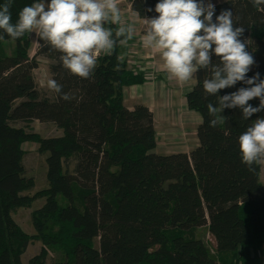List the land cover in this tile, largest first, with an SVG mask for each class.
I'll list each match as a JSON object with an SVG mask.
<instances>
[{
  "label": "trees",
  "instance_id": "1",
  "mask_svg": "<svg viewBox=\"0 0 264 264\" xmlns=\"http://www.w3.org/2000/svg\"><path fill=\"white\" fill-rule=\"evenodd\" d=\"M33 2L12 0V22ZM157 2L130 0V10L143 20L158 15L145 11ZM215 6V15L231 9L236 26H244L241 39L248 38L247 50L256 61L247 76L259 72L264 79V5L258 9L249 0H224ZM0 36V264H21L32 239L42 248L31 264H47L43 246L57 254L50 264H263L262 166L249 171L238 144L262 111L245 121L239 108H225L222 122L209 127L207 104L215 105L217 97L205 98L202 85L210 72L201 70L185 94L188 108L202 120L197 146L160 154L153 151L152 112L142 103L131 109L124 104L123 88L146 79L118 59L120 45L111 56L100 55L91 79H82L38 37L30 56L28 33L14 40L0 30ZM9 40L14 44L8 52ZM38 56L48 61L50 77L74 95L72 101L39 90L33 78ZM240 87L248 85L237 82L219 95ZM249 103L256 107L259 99ZM32 120L50 122L61 132L43 136L27 127ZM27 141L47 153V186L32 194L35 179L24 164ZM39 197L43 203L31 211L35 233L29 235L11 212L29 208ZM203 225L215 241L212 251L196 234Z\"/></svg>",
  "mask_w": 264,
  "mask_h": 264
},
{
  "label": "clouds",
  "instance_id": "2",
  "mask_svg": "<svg viewBox=\"0 0 264 264\" xmlns=\"http://www.w3.org/2000/svg\"><path fill=\"white\" fill-rule=\"evenodd\" d=\"M249 2L258 9L264 5V0ZM11 7L12 0L0 4V30L14 40L34 33L50 51L60 53L65 69L82 79L93 77L101 54L111 56L118 45H126L135 34L134 25L122 21L118 0H34L19 11L15 23ZM145 11L158 15L145 16L142 44L159 53L171 77L185 83L201 70L210 72L202 85L205 98L217 97L215 105L207 104L209 127L222 122L225 108H239L245 121L264 111V79L259 72L247 76L256 61L247 50L248 38L241 39L244 26H236L238 18L234 19L231 9L215 15L212 0H158L154 9L147 7ZM118 59L123 61V57ZM237 82L248 87L219 95L220 90ZM46 86L64 101L75 98L64 92L56 79H47ZM253 98L259 99L256 107L249 103ZM238 144L241 162L249 171L264 164V117L252 120L239 135Z\"/></svg>",
  "mask_w": 264,
  "mask_h": 264
},
{
  "label": "crops",
  "instance_id": "3",
  "mask_svg": "<svg viewBox=\"0 0 264 264\" xmlns=\"http://www.w3.org/2000/svg\"><path fill=\"white\" fill-rule=\"evenodd\" d=\"M121 13H131L133 22L131 17L122 21L132 23L135 34L126 45H120L119 55L133 73H142L146 79L141 84L123 88L124 104L131 109L135 104L142 103L152 112L156 136L153 151L160 154L189 152L197 146L196 127L202 121L200 114L186 104L185 94L194 86L195 77L185 83L171 77L159 53L142 44L145 19L130 10V2L125 12Z\"/></svg>",
  "mask_w": 264,
  "mask_h": 264
},
{
  "label": "rangeland",
  "instance_id": "4",
  "mask_svg": "<svg viewBox=\"0 0 264 264\" xmlns=\"http://www.w3.org/2000/svg\"><path fill=\"white\" fill-rule=\"evenodd\" d=\"M220 1L212 0V3H219ZM118 3L121 8V12L123 11L125 12V10L127 9V4L129 6V1L128 0H118ZM135 15L138 16L137 14ZM130 17H131V13L122 14V19L130 20ZM131 21L133 22L132 17H131ZM127 23H129V21ZM29 38L31 40L30 42L32 46L28 54L32 56L33 53L36 51V47H37V42L35 41L36 36L34 33L29 34ZM7 44H4V47L9 52L11 50L12 44L14 43L11 40H9V43ZM37 60H38V64L36 65L37 67L33 70V74H34L33 78L35 79L39 90L49 95L50 90L46 86L47 79L51 78L49 70H48V65H47L48 61L42 56H38ZM258 117H264V111H262V113ZM21 125H24V123H22ZM27 127L39 132L41 135L46 136V137L56 136V135H59L61 132L60 129L54 126V124L50 122L41 123L37 120H32L29 123V126ZM37 147L38 146L32 142L27 141L23 143V148L25 150L24 151L25 152L24 164L26 168V174L29 176H33L35 179L34 186L28 192L31 194L35 192L36 190L42 189L45 186H47L46 175H44L46 173V163L44 162H45L47 153L41 154L40 152L37 151ZM261 166H262V171L260 174V178L264 182V164H261ZM42 200L43 198L39 197L37 199H34L32 205L29 208L19 207L17 208V210L15 209L13 210V212H11L13 215V218L18 223V225H20L25 232L29 233V235L35 233V230L31 224V219H30L31 211L37 209L39 205H41ZM196 230H197L196 234L199 236V238H202V240L207 243L209 249L212 251L215 241L213 240L212 236L208 232L207 226L206 225L200 226ZM39 248H42L41 242L37 239L35 240L32 239V241L29 242L27 248H25L26 250L21 255V260H20L21 264H31L29 260L31 259L32 256L39 253L40 251ZM43 248L47 251V259H45V261L47 264H50L53 261V259L56 258L57 254L54 251H51L46 246H43ZM263 264H264V257H263Z\"/></svg>",
  "mask_w": 264,
  "mask_h": 264
},
{
  "label": "built area",
  "instance_id": "5",
  "mask_svg": "<svg viewBox=\"0 0 264 264\" xmlns=\"http://www.w3.org/2000/svg\"><path fill=\"white\" fill-rule=\"evenodd\" d=\"M128 1L130 2V0H128ZM219 1H220V0H219ZM221 1H222V0H221ZM221 1H220V2H221Z\"/></svg>",
  "mask_w": 264,
  "mask_h": 264
}]
</instances>
